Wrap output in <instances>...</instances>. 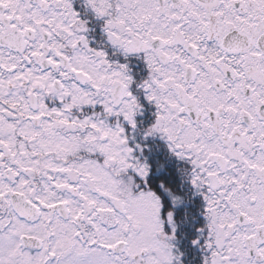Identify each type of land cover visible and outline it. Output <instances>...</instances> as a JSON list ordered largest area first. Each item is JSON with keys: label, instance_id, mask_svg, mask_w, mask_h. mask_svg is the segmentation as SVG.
<instances>
[{"label": "snow or ice", "instance_id": "obj_1", "mask_svg": "<svg viewBox=\"0 0 264 264\" xmlns=\"http://www.w3.org/2000/svg\"><path fill=\"white\" fill-rule=\"evenodd\" d=\"M0 264H264V0H0Z\"/></svg>", "mask_w": 264, "mask_h": 264}]
</instances>
